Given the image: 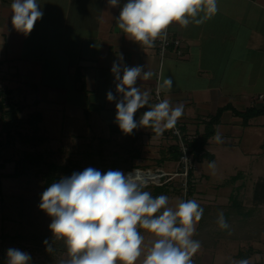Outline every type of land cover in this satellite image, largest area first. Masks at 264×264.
I'll return each instance as SVG.
<instances>
[{
  "label": "crops",
  "instance_id": "crops-1",
  "mask_svg": "<svg viewBox=\"0 0 264 264\" xmlns=\"http://www.w3.org/2000/svg\"><path fill=\"white\" fill-rule=\"evenodd\" d=\"M38 2L43 16L24 35L11 24L12 0H0V68L14 69L23 83L26 80L38 86L34 97L22 90L19 100L30 102L27 108L32 105L31 110H38L41 121L51 117L47 118L46 105L53 104L52 118L56 115L58 124L48 121L58 136L66 130H71L68 134L72 135L98 126L107 127L109 135V127L118 125L115 101L106 99L108 91L118 95L111 66L113 62L128 67L143 65L153 75L147 81L137 80L136 86L150 93L149 104L135 114L137 121L149 107L159 103L153 98L154 90H158L164 79L171 78V89L160 88L159 96L160 101L168 99L173 106L183 104V114L177 121L182 136L199 137L205 123L211 120L213 132L204 144L211 155L209 162L216 161V157L222 161L236 160L241 154L247 157V174L237 170L240 173L229 180L231 185L208 187V201L199 200V190L194 189L193 200L226 205L230 193L237 190L234 193L237 196V192H244V183L249 184L246 187L249 189L253 178L254 182L264 179V0H218L219 11L202 24L190 23L183 27L173 22L170 29L181 41L180 53L167 47L162 56L154 44L141 45L117 27L113 18L119 15L126 0H120L119 7L109 6L107 0ZM48 32L53 49L49 57H19L27 36L38 40L40 36L46 38L44 34ZM121 54L122 62L117 59ZM44 63L46 71L53 73L42 83L39 80ZM57 70L64 72V80L57 78ZM76 74L82 81V89L78 88ZM22 88H17L19 93ZM258 94L263 97L257 98ZM27 97H31L30 101ZM250 108L260 111L243 122L242 115ZM138 131L156 134L151 128L134 129ZM252 204L246 199L242 205ZM254 218L258 225L253 228H261L257 238L249 239L241 230L233 234L201 230L192 237L201 243L191 257L193 264H237L239 251L247 253L245 259L249 264H264V205L255 206ZM140 232L148 239L142 244V255L135 264H142L147 248L155 240L146 230L140 229Z\"/></svg>",
  "mask_w": 264,
  "mask_h": 264
},
{
  "label": "clouds",
  "instance_id": "clouds-1",
  "mask_svg": "<svg viewBox=\"0 0 264 264\" xmlns=\"http://www.w3.org/2000/svg\"><path fill=\"white\" fill-rule=\"evenodd\" d=\"M107 2L109 6H120V0ZM10 7L11 24L24 35L43 16L38 0H12ZM218 11V0H126L113 19L131 40L150 47L157 38H165L166 29L173 22L183 27L190 23L199 25ZM117 59L122 62L123 55ZM110 71L118 95L108 91L106 99L115 101V122L124 134L144 127L162 135L175 127L184 106H173L168 99L149 107L138 121L134 118L139 109L149 104L150 96L149 91L136 86L137 80L147 81L152 72L145 71L143 65L128 67L117 62H113ZM171 87L172 80L167 78L158 91ZM145 187L146 183L134 172L102 173L92 167L51 183L41 193L38 207L51 217L49 229L66 247L67 258L60 264H135L143 252L140 229L155 237L142 264H193L191 257L201 243L192 237L203 208L195 200H180L174 208L170 207L166 195L153 197L143 190ZM217 222L222 229L229 227L223 212ZM46 250H52L50 244ZM6 257L7 264L31 261L30 254L17 248L7 249ZM237 264L249 262L242 259Z\"/></svg>",
  "mask_w": 264,
  "mask_h": 264
},
{
  "label": "rangeland",
  "instance_id": "rangeland-1",
  "mask_svg": "<svg viewBox=\"0 0 264 264\" xmlns=\"http://www.w3.org/2000/svg\"><path fill=\"white\" fill-rule=\"evenodd\" d=\"M44 35L46 38L40 36L37 38L38 40L27 36L25 38L26 46L19 54V57H41L42 59L44 56L49 57L53 53V49L49 45V32ZM5 66L7 65L5 64ZM52 73V71H46L44 63L39 81L42 83L48 81V74ZM56 74L57 78L64 80L65 75L63 71L57 70ZM24 83L22 79L16 76L14 69L11 70L7 67L5 69L0 68V88L4 89L7 87L10 89L9 93L13 101L20 102L22 90L27 96L34 97L38 86L31 85L32 83L29 84L26 80ZM17 88H22L20 93ZM29 98L27 99L28 101H30ZM46 106L47 118L51 116L48 120L53 125H57L56 115L52 118L54 105L48 104ZM31 109L32 105L22 110L19 115L24 117L27 113L26 111ZM48 120L44 118L43 121L38 123L39 132L44 130V132L41 131L44 140L36 146L24 144L16 138H14L13 145L4 144L5 136L3 133H0V256H6V251L9 248H17L30 254V264H60L62 259L67 258L66 249H62L61 247L63 241L56 240L49 229L51 217L38 207L41 193L47 188L44 187L42 176V171L47 169L44 162L54 163L58 167H63L69 161H72L77 163L76 169L78 172H81L85 168L92 166L100 170L101 167L107 166L115 159L122 161V156L127 155L128 165L136 164L137 168L141 170L160 169L164 172L162 181L157 180L156 182H149L146 185L160 184L167 180L171 182L170 186L172 187H169L163 193V195L169 198L170 207L174 208L181 200L180 193L182 192H178V189H181L185 183V174L181 173L183 168L177 165L176 160L166 159L162 162L158 161L163 155L162 152L166 151L168 145L175 142L174 136L169 133L171 138L167 134L169 129H167V132L164 131L162 135L154 134L152 131H138L137 138L134 141V144L137 145L138 156L132 158L124 152L121 146H117L113 138L107 140L109 136L107 134V127L100 128L98 126L94 127L91 131H79L72 135L68 134L71 130H66L63 131L64 135L58 136L50 128ZM2 131L1 128L0 132ZM184 141H188V139L184 137ZM176 144L178 145L177 142ZM21 149L41 152L42 161L38 165H31L19 177L4 176L13 171V162L20 154L19 151ZM239 153L241 154V151ZM188 158L192 166L191 177L193 188L199 190V200L208 201V197H206L208 196V187L211 188V186L219 185L218 188H220L231 185L232 181L229 182L230 177L235 173H240L242 170H244L242 171L243 173H246L245 169L248 166L247 157L244 154H241L236 160L224 159L222 161L216 157V161L210 162L206 158L199 161L193 160L191 155H188ZM210 163H213L214 167L210 168ZM235 166L238 168L234 169ZM125 168L119 169V171H126ZM237 170H240V172H236ZM56 173L62 178L68 177L61 168H58ZM252 177H254L253 174ZM252 180L254 182L255 178ZM253 182L250 183L252 185L249 189L246 188L249 184L246 183L245 186L244 183V192H237V196L234 194L237 190L232 193L242 204L245 203L246 199L249 204L253 203L251 195L254 187ZM145 239L148 238L144 236V241ZM45 241L51 245V251L46 250L48 244Z\"/></svg>",
  "mask_w": 264,
  "mask_h": 264
},
{
  "label": "trees",
  "instance_id": "trees-1",
  "mask_svg": "<svg viewBox=\"0 0 264 264\" xmlns=\"http://www.w3.org/2000/svg\"><path fill=\"white\" fill-rule=\"evenodd\" d=\"M76 81H78V88L82 89V81L79 78L78 74H76ZM7 87L0 88V130L2 128L3 135L5 136L4 144L13 145L14 138H16L19 142L24 144H29L31 146H36L44 140V137L41 132H39L38 123L41 121V114L38 110L26 111V115L21 117L19 113L28 107L29 104L24 103L20 100L13 101L11 95L9 93ZM35 103V101L33 102ZM260 110H256L255 108L247 109L245 114L242 115L243 122L250 116L257 114ZM167 132V130H165ZM212 124L210 122L205 123L204 132L195 139H188V141H184L188 150L187 153L192 156L193 160H200L202 158H206L208 160L211 159V155L206 152L204 149V144L207 138L212 134ZM138 133L132 132V134H124L118 125H112L109 127V136L108 139L114 140L117 143V146H121L126 154L129 157H137L138 150L136 148V144H134L135 139L137 138ZM172 138V137H171ZM175 140V138H174ZM179 146L175 142L168 145L166 151L159 158V162H162L166 159L170 160H178L181 151L178 148ZM19 155L15 158L13 162V171L10 174H6L4 176L7 177H19L31 166L38 165L42 160L41 152L35 150H24L21 149L19 151ZM167 155V156H164ZM122 161H118L117 159L111 161L107 166L100 168V171L107 172L108 170H119L124 167L125 170H129L132 168H137L136 164H127L128 159L127 155L122 156ZM47 166L45 171H42L44 187H48L50 183L59 181L62 177L59 176L56 172L58 168H61L65 174L70 176L74 172L77 171V163L69 161L63 167H58V165L54 163L44 162ZM180 165V164H179ZM97 169L96 167H93ZM181 168V165H180ZM181 171V170H180ZM192 166L186 169L185 173V183L181 189H178L180 193L181 200H193L192 193L194 191L193 182H192ZM236 175L230 177V180H234ZM171 182L164 181L160 184H152L146 185L143 189L145 191H149L153 197L163 194L168 190ZM180 188V187H178ZM177 189V188H176ZM183 189V190H182ZM228 204L226 205H214L208 203H198L203 208V215L200 221L197 222L196 232L193 235L195 236L199 234L201 230H213L216 234L219 233H229L233 234L238 232L242 233L244 236L251 238H257L261 232V228L255 229L253 228L258 225L257 218H254L255 206L264 205V179L260 178L254 182L253 192H252V206H244L235 198V195L230 193L228 197ZM220 212H223L225 220L227 221L229 227L227 229H222L217 220ZM232 225V226H231ZM260 225V220H259ZM245 233V234H244ZM62 249H66L64 243L61 245ZM250 250L249 248L247 249ZM247 257L246 252L239 251L238 258L240 260L245 259ZM7 257L0 256V264H6Z\"/></svg>",
  "mask_w": 264,
  "mask_h": 264
},
{
  "label": "built area",
  "instance_id": "built-area-1",
  "mask_svg": "<svg viewBox=\"0 0 264 264\" xmlns=\"http://www.w3.org/2000/svg\"><path fill=\"white\" fill-rule=\"evenodd\" d=\"M154 46L156 47V51L160 56H162L166 50L167 47H172L176 54L180 53V47H181V41L178 36L173 34L170 29V25L166 29V36L163 39L157 38L154 42ZM262 94H258L257 98H262ZM153 98L157 102H160V96L159 91L157 89L154 90ZM169 133L174 136L176 142L178 143V148L181 151V154L177 160V165L183 168L181 173H186V169L190 167V161L188 158L187 153V146L184 142V137L182 136L180 126L178 123H176L175 127L172 129H169ZM180 164V165H179ZM180 173V172H179ZM180 173V174H181Z\"/></svg>",
  "mask_w": 264,
  "mask_h": 264
},
{
  "label": "water",
  "instance_id": "water-1",
  "mask_svg": "<svg viewBox=\"0 0 264 264\" xmlns=\"http://www.w3.org/2000/svg\"><path fill=\"white\" fill-rule=\"evenodd\" d=\"M140 172V173H144L145 175L149 174V175H152L154 174L156 177H157V180L158 181H162L163 180V177H164V172L160 169H155V170H149V169H138V168H132L130 170H126L124 171L125 173H130V172Z\"/></svg>",
  "mask_w": 264,
  "mask_h": 264
},
{
  "label": "bare ground",
  "instance_id": "bare-ground-1",
  "mask_svg": "<svg viewBox=\"0 0 264 264\" xmlns=\"http://www.w3.org/2000/svg\"><path fill=\"white\" fill-rule=\"evenodd\" d=\"M124 172V171H122ZM125 173V172H124ZM136 175H138L146 184L149 183V182H156L157 181V177L152 174V175H145L144 173H140L138 171L134 172ZM127 174V173H125Z\"/></svg>",
  "mask_w": 264,
  "mask_h": 264
}]
</instances>
